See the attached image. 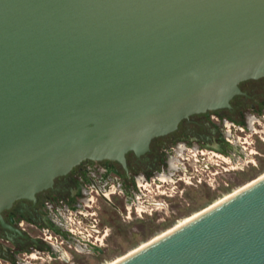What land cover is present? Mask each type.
I'll use <instances>...</instances> for the list:
<instances>
[{"label": "water", "instance_id": "95a60500", "mask_svg": "<svg viewBox=\"0 0 264 264\" xmlns=\"http://www.w3.org/2000/svg\"><path fill=\"white\" fill-rule=\"evenodd\" d=\"M262 74L264 0H0V211ZM113 264H264V175Z\"/></svg>", "mask_w": 264, "mask_h": 264}, {"label": "flooded vegetation", "instance_id": "af4514ba", "mask_svg": "<svg viewBox=\"0 0 264 264\" xmlns=\"http://www.w3.org/2000/svg\"><path fill=\"white\" fill-rule=\"evenodd\" d=\"M237 86L229 106L189 113L142 154L127 151L126 169L85 157L33 198L14 199L0 211V264H88L108 242L136 240L144 223L168 220V197L222 193L248 176L264 161V74Z\"/></svg>", "mask_w": 264, "mask_h": 264}, {"label": "rangeland", "instance_id": "374dc122", "mask_svg": "<svg viewBox=\"0 0 264 264\" xmlns=\"http://www.w3.org/2000/svg\"><path fill=\"white\" fill-rule=\"evenodd\" d=\"M263 175L264 161H260L257 167L251 169V173L248 176H240L239 180H237L235 184H233L231 188L228 189V191L224 190L222 193L204 195L199 193L196 188H188L189 193H185L179 196L174 195L168 197L167 200L169 201V207L165 208L166 214H169L168 220L163 222L155 221L154 224L151 226H147L146 223H144L142 225L144 230L138 233L136 240H117L114 243L108 242L107 253L95 259L91 258L88 264H111L116 260L121 259L127 254L151 242L153 239L165 234L172 228H175L176 226H179L180 224L192 218L193 216H196L203 210H206L207 208L213 206L224 198H227L237 190L241 189L243 186L253 182L254 180L260 178ZM185 201L187 202V204L180 205V203H183ZM156 212L162 214L161 209L159 208ZM133 222H135V220L131 222H124V224L127 223L128 225H130ZM113 246H115L116 248ZM57 263L61 264L60 261H58Z\"/></svg>", "mask_w": 264, "mask_h": 264}, {"label": "bare ground", "instance_id": "6f19581e", "mask_svg": "<svg viewBox=\"0 0 264 264\" xmlns=\"http://www.w3.org/2000/svg\"><path fill=\"white\" fill-rule=\"evenodd\" d=\"M248 184H249V183H248ZM188 220H189V219H188ZM183 223H184V222H183ZM157 238H158V237H157ZM155 239H156V238H155ZM153 240H154V239H153ZM143 246H144V245H143ZM136 250H137V249H136ZM116 261H118V260H116ZM116 261H115V262H116ZM113 263H114V262H113ZM113 263H111V264H113Z\"/></svg>", "mask_w": 264, "mask_h": 264}]
</instances>
